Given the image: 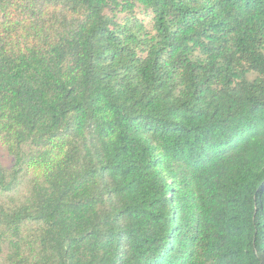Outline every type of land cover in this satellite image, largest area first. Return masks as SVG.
Listing matches in <instances>:
<instances>
[{"label": "trees", "instance_id": "trees-1", "mask_svg": "<svg viewBox=\"0 0 264 264\" xmlns=\"http://www.w3.org/2000/svg\"><path fill=\"white\" fill-rule=\"evenodd\" d=\"M0 264H264V0H0Z\"/></svg>", "mask_w": 264, "mask_h": 264}]
</instances>
